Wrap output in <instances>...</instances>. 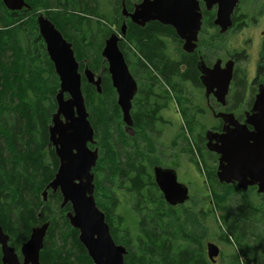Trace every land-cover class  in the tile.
<instances>
[{"label":"trees","instance_id":"16d2710c","mask_svg":"<svg viewBox=\"0 0 264 264\" xmlns=\"http://www.w3.org/2000/svg\"><path fill=\"white\" fill-rule=\"evenodd\" d=\"M26 1L30 4L29 8L10 10L0 0V222L9 233L12 245L19 249L29 239L33 226L50 221L45 246L41 251V264H95L79 239V229L74 228L66 216L72 209L71 204L61 207L63 197L60 191L53 193L50 190L47 201L44 200L43 192L59 166V158L49 139V126L52 114L57 109L56 94L60 79L39 32L37 17L40 8L44 9L41 12L73 43L76 57L81 61V70L84 68L82 61L86 58L89 67L98 73L103 69L101 50L111 27H106V31L103 29L98 41L94 38L102 28L99 26L106 23L102 19L121 25V0H115L117 5L111 16L113 20L108 15L99 17L95 9L98 0L94 1L95 5L91 4L93 0ZM61 7L65 10L72 7L73 12L66 14ZM127 7H132L130 0H127ZM74 10H78V13ZM79 12L96 16L99 26L96 25V28L93 18ZM164 35L177 36L172 26L158 21H151L146 27L129 21L126 40L121 45L127 56L135 55L137 58L134 61L128 56L133 74L139 81L132 115L135 128L147 141L148 152L136 142L131 147L138 150L130 148L127 162L119 159L112 128L116 124L117 134L126 145H131L132 136L124 129L122 111L107 65H104L102 76V93L83 77L86 105L99 139L98 144L101 145V155L95 169L98 171L104 164V171H107L104 178L95 174V197L98 206L106 213L114 239L128 249L126 264H214L208 259L204 244L200 241L206 234L204 221L200 217L207 219L212 214V208L203 210L202 207L199 214L184 204H169L152 170L159 160L149 154V150L154 153L149 132H154L152 129L160 118V109L173 100V92L183 105L186 81L195 77L194 68L183 71L182 60L175 61L164 51ZM133 47L138 49L142 58ZM10 51L11 54H8ZM163 77L167 79V85ZM187 102L182 112L187 128L193 132L198 120ZM213 129H221V126L215 125ZM203 140L204 136L202 140L198 137L194 144L202 164H207L203 153L206 146L200 145V141L204 143ZM184 151L187 154L195 152L188 139ZM209 154L214 155V161L218 162L216 154ZM196 162L201 166L199 160ZM216 169L213 167L206 174L211 182L208 195L204 197L211 203L214 201L215 207L222 212V221L230 216V229L239 232L236 241L240 249L235 258L240 262L241 255L245 254L241 239L247 238L246 230L242 227L245 222L243 211L248 209H241L240 218L232 216L229 206L225 205L228 194L233 188L236 192L242 190L237 185L221 183ZM118 187H125L137 195L135 208L142 214L137 225L140 232L135 236L124 216L118 213ZM204 197L200 201H204ZM221 236L229 240L226 233ZM1 255L0 247V264H3ZM246 263L249 264V261Z\"/></svg>","mask_w":264,"mask_h":264},{"label":"water","instance_id":"95a60500","mask_svg":"<svg viewBox=\"0 0 264 264\" xmlns=\"http://www.w3.org/2000/svg\"><path fill=\"white\" fill-rule=\"evenodd\" d=\"M208 8L218 4L215 23L225 32L232 24V13L239 0H205ZM10 10L29 8L26 0H3ZM124 21L121 26L123 35L127 32V18L140 26L159 21L171 25L185 40L184 48L193 51L202 26V12L199 0H142L135 4L133 11L122 0ZM39 32L45 42L47 53L54 64L60 79L56 94L57 109L52 114L49 126V139L59 158L58 170L53 180L45 188L43 195L47 201L49 191H60L61 204L68 203L72 209L66 213L70 224L79 229V239L85 245L95 264H126L128 249L114 239L106 213L98 206L95 197L96 183L94 168L100 157L96 144L95 128L90 120L83 92V77L80 71L73 43L67 40L62 31L44 13L37 17ZM120 37L113 33L107 38L102 54L108 61V71L112 84L117 91V103L121 108L123 121L128 128L134 126L132 115L133 100L139 90L138 82L132 74L123 51L119 47ZM88 83L102 93L103 77L97 75L88 65L84 69ZM232 70L215 67L213 73L207 72L204 83L207 90L213 86L217 98L223 104L229 93ZM216 117L224 121L223 131L209 129L206 132L207 148L219 154L217 177L221 183H237L244 191L257 186L264 194V85L257 94L252 112L247 113L243 123L230 112H219ZM252 125L253 128H250ZM155 180L171 205L183 204L190 198L189 187L178 180L174 168H155ZM50 221L32 227L28 240L21 246V255L10 243V235L0 222L1 260L3 264H41V251ZM221 248L215 242L207 243V254L215 262Z\"/></svg>","mask_w":264,"mask_h":264},{"label":"rangeland","instance_id":"374dc122","mask_svg":"<svg viewBox=\"0 0 264 264\" xmlns=\"http://www.w3.org/2000/svg\"><path fill=\"white\" fill-rule=\"evenodd\" d=\"M64 1V0H63ZM95 0L91 1L92 5H95ZM254 0H247L242 5V8L244 10L251 9L248 7V4L253 3ZM117 5V4H116ZM115 0H98L97 5H95V9L97 13L100 15L99 17H104L105 15L110 16V19L113 20L112 15H114V6ZM246 5V6H245ZM264 6V5H263ZM67 9V8H66ZM70 10H72V7H69ZM44 11V9L40 8L39 13H44L41 11ZM252 10V9H251ZM70 14V13H68ZM94 20L96 19L95 16L92 17ZM96 21H98L96 19ZM103 22H107L110 26H113L114 24L110 21L102 19ZM95 25V24H94ZM96 26V25H95ZM121 26V25H120ZM97 28V26H96ZM97 30V29H96ZM103 31V28L99 30V32L95 36V40L98 41L99 37ZM234 37V36H233ZM232 37V38H233ZM235 37L234 41H236ZM245 41H237L234 42L237 46L238 44H242ZM170 43V51L172 53L173 57H179L180 51H178L180 47L176 42L171 40ZM226 39L221 44V51L222 54L226 55L225 49H226ZM247 43V42H246ZM246 43H244L246 45ZM249 44V43H247ZM8 54H11V51L8 52ZM253 63L252 60L248 61H242L241 62V69L248 68V79L251 80L253 77V74L251 73L253 70ZM100 73L99 71H97ZM249 87V85H248ZM247 87V88H248ZM250 90L254 91V89L251 88L250 84ZM184 96L182 97V100L185 101V105L180 103V100L175 95V93H172V101L169 103V108L164 111L162 114L163 121L161 124H157L156 130L158 131V134L154 131L153 133L149 132L150 137H153V144L151 146L154 148L155 152L152 153L149 150V154L151 156L157 157L158 159H161L165 164H167L170 167H174L177 169L178 172V180L180 182H183L189 187L190 190V198L184 202V206L189 207L191 210H194L195 213H201V209L203 207V210L211 209L212 208V214L208 216L207 219L203 220L201 217V221H204V226L206 228V234L204 238H200V241L202 244H204V250L207 254V243L208 242H215L218 244L221 248L220 254L217 256L216 261L214 264H247L246 261H249V264H264V198L263 194L258 192L257 187H250L248 190L243 193L242 191L236 192L233 188L232 192H229L227 201L225 202L226 206H229V210H231L232 216H236V218H240L241 216V209L245 208L248 209L247 211H243L244 214V220L245 222L242 223V227L246 230L247 238L241 239L242 244H244L245 254L244 256L241 255L240 262H237L235 258V254L239 252V245L236 241V236L239 234V232L233 231V229H230V223L231 219L230 216L227 219H224L222 221L221 215L222 212L215 207L214 201L212 203L205 198L204 196L208 195L207 191H209V186L211 180L206 176L207 172L211 171L213 167H216V174L218 170L219 162L214 161V155L209 154V150H204V159L207 162H201L200 156L198 155L199 152H197V148L194 143H196V139L199 137V139L202 140V136H204V143H201L200 145L207 144V139L205 137L206 132L208 129H213L215 125H218V120L214 117V115L210 112H206V114H200L199 112H194L191 106V102L195 104V106H200L202 108H207L206 100L204 97H202L199 93V90H197L195 87L191 86V84H187L184 86ZM118 97V95H117ZM187 100H190L187 102ZM186 102L190 104L189 109L192 113H195L196 119L198 120L197 126L194 129L193 132H190V130L187 128L185 123V117L182 113V110L186 107ZM179 109L181 111V114L179 112ZM187 117V115H186ZM120 122V120H119ZM118 122V123H119ZM52 123V119H51ZM50 123V124H51ZM182 123V128H179ZM185 124V125H184ZM116 125V124H115ZM112 128V134L115 138L113 141L116 142L115 145L117 149V153L119 156V159L123 162H127L128 156H129V150L132 148V143H140V147L146 152H148V146L146 145V140L143 139V136H140V132L137 131V135L134 138V135L131 137V145H126V143H123L122 137L118 136V130L115 127ZM132 131H129V134L132 135ZM181 133V137L179 136ZM102 135V133H100ZM202 135V136H201ZM185 137V140L183 138ZM190 141L192 146L194 147V153L187 154L186 151H184V148L186 146L187 139ZM97 143L95 144L99 148V153L101 155V145L98 144V138L95 137ZM137 145V144H136ZM135 146V145H134ZM133 146V147H134ZM136 147V146H135ZM138 150L137 148L134 150ZM202 159V158H201ZM196 160L200 161L199 166L196 162ZM203 161V159H202ZM122 163V162H120ZM123 164V163H122ZM121 164V165H122ZM97 167V166H96ZM95 167V168H96ZM94 168V169H95ZM104 164L101 165L100 169H95V174H99L100 177L104 178L107 171L105 170ZM206 172V173H205ZM209 175V174H208ZM121 178V177H119ZM121 181V180H119ZM118 181V182H119ZM235 185V184H233ZM256 188V189H255ZM222 190V187H221ZM227 190V189H226ZM229 190V189H228ZM118 196L120 197V205L118 207V213L124 216V218L127 221V224L131 227L132 235L135 236L140 232L138 225L139 218L141 217V212L137 211L135 208V204L137 202V195L133 192L128 191L125 187H118ZM50 193V192H49ZM211 196V195H210ZM204 197V201H200V199ZM212 198V197H211ZM248 203V204H247ZM248 205L246 208L245 205ZM252 206V207H251ZM59 216V215H57ZM243 221V219H241ZM62 221V220H61ZM224 233L227 234L229 240H226L221 235ZM20 249V248H19ZM209 259V258H208Z\"/></svg>","mask_w":264,"mask_h":264},{"label":"flooded vegetation","instance_id":"af4514ba","mask_svg":"<svg viewBox=\"0 0 264 264\" xmlns=\"http://www.w3.org/2000/svg\"><path fill=\"white\" fill-rule=\"evenodd\" d=\"M130 1L132 2V7H130L129 10L133 11L135 8V4L141 2L142 0H130ZM245 1L247 0H239L231 16L232 24L229 26V28L225 32H221V26L215 23V19L218 13V4H214L211 8H208L205 0H199L201 12H202V26L198 34V40L196 42V47L194 48L193 51H187L184 48L185 40L182 39L177 34L176 29L173 26L172 27L174 28L177 36L175 35L173 36L164 35L163 36L164 51L167 52V54L171 56L173 59H175V61L182 60L181 62L182 70L187 71L189 67L194 68L195 77L189 78L186 82L187 84H191V86L199 90L200 95L204 97L206 100L207 108L204 109L200 106H195V104L192 101V105H193L192 109L194 110V112H199L200 114H206V112L212 113L214 117L218 120V125L221 126V129H212V130L218 131V132L223 131L224 121L222 118L216 117V114L219 112H230L236 116L239 122L243 123L246 119L247 113L252 112V108L254 106V102L256 100L257 94L260 91L261 85H264V6H263L264 0H254L253 3L248 4V7L251 8L252 10L251 9L244 10L242 8V5L245 3ZM121 7H122V0H121ZM60 9L65 11L66 14L73 12V10H70V9L65 10L64 7H61ZM74 12L78 13V10L77 11L74 10ZM121 12H122V9H121ZM79 13L86 15V17L92 18L94 16V15H90L84 12H79ZM96 19L93 21V24L98 25ZM123 21H124V16H123L122 23ZM129 21L132 22L130 18H127V25ZM122 23H121V26H122ZM146 25L141 26V27H146ZM108 26L111 27V31L104 40L103 48L105 46L107 38H109L113 33H116L120 37L119 47L122 50L121 45L126 40V34L123 35L121 32V26H117L116 24L113 26H110L106 22L105 24H101L99 27H102L104 31H106V27ZM235 37H239V38H236V41H234ZM225 39H226V43L224 44H226L227 47L225 49L226 55L224 57L221 51V44L223 41H225ZM171 40H173L180 46L178 47L180 48L178 50L180 51L178 55L179 57L175 58L172 56V53L170 51V43H169V41L171 42ZM238 40L239 41L244 40L245 41L244 43L247 42L249 44L246 43L245 45L244 43H242L236 46L234 42L237 43ZM103 48L101 50V54H102ZM132 49L137 51L140 58H142L136 47H133ZM123 53L125 55L129 68L133 74L131 64L128 62L129 55L127 56V54L124 51ZM129 57L132 58V60L134 61L137 60L135 55L133 56L130 55ZM248 60H252V63L254 64L253 70L251 72L253 74V77L251 80L248 79L249 69L248 68L241 69V62L248 61ZM79 62H80V71L82 73V77H85L84 69L86 65H88V61L86 58L82 61L84 63V68L82 70H81V61ZM104 65H107V68H108L109 63L103 57V69L100 71L99 74L96 73L95 71L94 72L97 75L103 76L105 72ZM227 66H230V69L232 70V78L230 80V88H229V93L226 97V103L223 104L222 102L218 100L217 95L215 94L218 88L216 86H213L212 90L208 91L207 90L208 88L206 84L204 83V77L207 75V72L212 74L215 67L219 68L220 70H224ZM136 80L139 86V81L137 78ZM162 80L165 83L167 79L163 77ZM250 84H251L252 89L255 88L254 91L250 90ZM183 104L185 105V102ZM169 105L165 108L160 109V112H159L160 118L156 121V124L154 128L152 129V132L155 131L158 134V131L156 130V126L157 124L159 123L161 124L162 122H164L162 114L164 113L166 109L169 108ZM179 112L181 114L180 109H179ZM122 120H123V115H122ZM179 126H180L179 128H182V123ZM249 126L250 128H253L252 125H249ZM124 129L128 134H129V131H132L131 136L134 135V137H136L135 135H137V128H135V126H133L132 128H128L124 122ZM179 136L181 137V133ZM95 137H96V130H95ZM205 137H206V134H205ZM184 139L185 137L183 138V140ZM152 140H153V137H152ZM152 144H153V141H152ZM90 147L94 149L97 146L95 144H90ZM206 149L209 150L207 148V144H206ZM152 151L155 152L154 148ZM209 152L216 154L218 156V162H219V154L211 150H209ZM158 160H159V163L154 164L152 166L154 177H155L156 167L174 168V167H170L167 164H165L161 159H158ZM231 184H235L238 186L237 183H231ZM10 243H11V238H10ZM21 246H20V249L16 248V250L18 254L20 255V258L22 259ZM1 252H2V249H1Z\"/></svg>","mask_w":264,"mask_h":264}]
</instances>
